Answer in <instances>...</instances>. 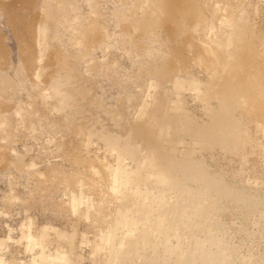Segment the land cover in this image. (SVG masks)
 Segmentation results:
<instances>
[{
    "label": "rangeland",
    "instance_id": "374dc122",
    "mask_svg": "<svg viewBox=\"0 0 264 264\" xmlns=\"http://www.w3.org/2000/svg\"><path fill=\"white\" fill-rule=\"evenodd\" d=\"M155 1L0 0V264H118L110 147L140 155L128 135L166 122L172 184L211 198L200 219L232 264H264V0ZM64 65L74 116L50 92Z\"/></svg>",
    "mask_w": 264,
    "mask_h": 264
},
{
    "label": "bare ground",
    "instance_id": "6f19581e",
    "mask_svg": "<svg viewBox=\"0 0 264 264\" xmlns=\"http://www.w3.org/2000/svg\"><path fill=\"white\" fill-rule=\"evenodd\" d=\"M48 10L49 17H52L50 9ZM240 23H236L237 27ZM238 28L241 29L240 26ZM75 29L82 40L86 29ZM79 38L74 39V44L81 47ZM67 62V59L63 60V64ZM64 66L63 73L52 82L50 92L53 99L56 98L54 104L57 110L74 116L79 112L80 97H83L85 92L82 87H75L72 70H68V65ZM49 97L51 96L46 98ZM170 132V124L166 122L156 133L127 134L128 139L137 141L146 150L140 155L135 154L136 148L113 141L114 146L110 149L117 152L120 162L109 170L112 187L131 206L119 210L118 220L114 228L103 235L102 244L112 253L113 260L118 264H232L231 257L227 256L228 251L222 249L224 236L223 239H218V232L214 231L213 225L206 223L203 218L200 219L206 212V202L210 203L211 198L202 195V200L198 202L191 200L194 194L189 186L172 184L169 173L165 172V165L173 164V148L163 145L164 137ZM127 159L133 162L135 172L126 168ZM166 161L168 163H165ZM154 168L158 170L157 173L152 172ZM155 176H158L157 181ZM140 181L158 183L157 191L151 192L139 187L137 184ZM134 211L138 215L131 217ZM171 237H175L178 243H171ZM149 252L150 259L141 258ZM45 258L46 264H63L62 256Z\"/></svg>",
    "mask_w": 264,
    "mask_h": 264
}]
</instances>
